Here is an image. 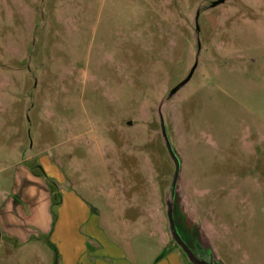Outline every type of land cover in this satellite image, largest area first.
Returning <instances> with one entry per match:
<instances>
[{
	"label": "rangeland",
	"instance_id": "1",
	"mask_svg": "<svg viewBox=\"0 0 264 264\" xmlns=\"http://www.w3.org/2000/svg\"><path fill=\"white\" fill-rule=\"evenodd\" d=\"M214 1L0 0V208L28 169L36 199L75 193L129 253L191 264L167 214L163 101L182 233L223 264H264V0ZM52 241L58 259L45 238L0 254L60 264Z\"/></svg>",
	"mask_w": 264,
	"mask_h": 264
},
{
	"label": "crops",
	"instance_id": "2",
	"mask_svg": "<svg viewBox=\"0 0 264 264\" xmlns=\"http://www.w3.org/2000/svg\"><path fill=\"white\" fill-rule=\"evenodd\" d=\"M35 176L28 169L18 172L13 196L0 208L1 247L6 245L8 251H17L45 238L55 250L56 259L58 253L52 239L63 249L61 257L64 262L60 264H67L73 249L75 258L79 257L75 264H148V258L152 259L150 264H187L178 251H169L165 256H161L160 251H154L152 257L142 255L132 246L133 250L129 253L123 244L104 230L102 216L96 213L99 211L93 210L75 193L69 199L64 197L61 206L55 207L49 188L39 187L37 193L40 196L36 199L35 187L30 183L31 179H36ZM86 245L92 247L89 257L88 253L79 254ZM14 256L15 253H12V264ZM9 258L7 254H0V264L4 261L9 263Z\"/></svg>",
	"mask_w": 264,
	"mask_h": 264
},
{
	"label": "water",
	"instance_id": "3",
	"mask_svg": "<svg viewBox=\"0 0 264 264\" xmlns=\"http://www.w3.org/2000/svg\"><path fill=\"white\" fill-rule=\"evenodd\" d=\"M226 0H216L211 3L210 7H215L218 6L222 3H224ZM199 28V27H198ZM197 68V64L193 67L190 75L185 78L182 82H180L177 86H175L169 94V97H172L176 92H178L191 78L193 73L195 72ZM162 104L163 101L161 102L159 106V115H160V122H161V130H162V135L164 138L165 145L169 151V154L171 155L174 164H175V171L173 175V180L171 183V188H170V194L167 200V214L169 218V225H170V230H171V235L175 242L182 248L184 253L186 254L188 260L192 264H223L220 259L214 255V253H210V255H207L203 253L202 250L197 251V248H203V246L200 243H196V247H193L184 234L182 233L177 219H176V214H175V199H176V193L178 190V184L180 180V175H181V157L175 150L171 139L169 137L168 131H167V126H166V120L164 117V114L162 112ZM2 238V228L0 225V240Z\"/></svg>",
	"mask_w": 264,
	"mask_h": 264
},
{
	"label": "flooded vegetation",
	"instance_id": "4",
	"mask_svg": "<svg viewBox=\"0 0 264 264\" xmlns=\"http://www.w3.org/2000/svg\"><path fill=\"white\" fill-rule=\"evenodd\" d=\"M196 243H197V242H195L194 244H192V243H190V244H191L193 247H196V248H197ZM200 250H202L203 253H206L205 250H203V248H197V251H200Z\"/></svg>",
	"mask_w": 264,
	"mask_h": 264
},
{
	"label": "trees",
	"instance_id": "5",
	"mask_svg": "<svg viewBox=\"0 0 264 264\" xmlns=\"http://www.w3.org/2000/svg\"><path fill=\"white\" fill-rule=\"evenodd\" d=\"M175 214H176V219H177V222H178V219H179V218H178L179 211H178V212L176 211V213H175Z\"/></svg>",
	"mask_w": 264,
	"mask_h": 264
}]
</instances>
